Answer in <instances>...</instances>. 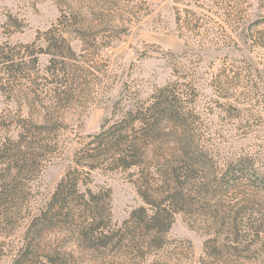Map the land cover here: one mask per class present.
<instances>
[{
    "label": "rangeland",
    "instance_id": "1",
    "mask_svg": "<svg viewBox=\"0 0 264 264\" xmlns=\"http://www.w3.org/2000/svg\"><path fill=\"white\" fill-rule=\"evenodd\" d=\"M263 43L264 0H0V153L17 139L20 120H62L35 137L36 153L45 154L25 178L16 224H5L0 207V264L18 259L27 226L67 172L77 194L103 195L109 232L144 206L139 169L112 171L104 160L91 170L74 158L93 149L88 136L157 101L176 121L162 122V131L186 139L199 156L184 164L190 205L158 235L159 248L130 225L123 246L80 244L77 195L70 223L58 216L23 264H264ZM57 91L64 108L55 104ZM162 147L176 148L170 139ZM158 162L148 167L153 176L173 160ZM6 165L0 158V174Z\"/></svg>",
    "mask_w": 264,
    "mask_h": 264
},
{
    "label": "trees",
    "instance_id": "2",
    "mask_svg": "<svg viewBox=\"0 0 264 264\" xmlns=\"http://www.w3.org/2000/svg\"><path fill=\"white\" fill-rule=\"evenodd\" d=\"M52 31L62 32L60 28H57L47 31V34ZM259 46L264 48V43ZM67 50L73 54L69 47ZM63 94L64 92H56L55 104L60 108H64L68 103L67 100L62 99ZM167 112H171V107L168 103L161 101L155 102L146 109V114L127 111L121 120L111 127L106 129L103 126L98 134L88 136L90 141L87 146H92L93 149L83 152L79 158L75 155L74 158L76 166L85 164L91 170L104 160L109 162L108 166L112 171L139 169L135 188L144 206L133 211L117 231L109 232L110 213L109 208L105 206L103 195L92 194L89 191L77 194L78 180L72 176V173L67 172L58 183L45 209L27 226L23 236L24 248L13 264H23L41 231L51 229L57 225L56 222H60L56 219L58 216L64 215L65 220L70 223V214L73 211L71 204L76 202L73 197L77 195L81 202L77 206H81L84 216V221L75 227L78 228L75 232L80 244L96 243L100 247L110 244L123 246L128 240L127 232L130 225L134 233L140 230L146 234V238H150L146 246L159 248L158 245H153L159 242L158 235L169 231L174 214L183 212V208L190 205V198H187L184 190L191 189L194 192L192 183H189L191 169L184 164H193L199 157L186 143V139L179 138L176 133L165 134L162 131V122H176L174 119L168 121L165 118ZM135 122L139 124L137 130L132 127ZM61 124L60 118L51 116L43 117L39 124L20 120L16 124L17 139L2 146L0 158L7 165L3 174H0V207L4 209L3 221L6 225L16 224L11 219L18 215L14 210L23 201L25 178L32 174L43 160L41 156L45 154L44 152L43 155L36 153V149H42V147L40 140H36L35 137L49 135ZM128 130L133 134L128 135ZM165 139L172 140L176 148L169 149L170 151L163 149ZM148 152L151 153V159H147ZM166 155L171 157L172 164L162 169L157 166L156 176L150 174L147 171L148 167L158 164V158ZM179 164L185 167H179ZM154 180L159 181L160 186L154 187ZM107 198L109 200V197ZM63 211H65L64 214H62Z\"/></svg>",
    "mask_w": 264,
    "mask_h": 264
}]
</instances>
